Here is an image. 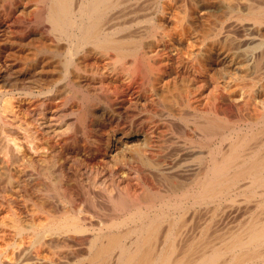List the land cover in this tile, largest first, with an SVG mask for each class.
Returning <instances> with one entry per match:
<instances>
[{"label": "bare ground", "instance_id": "obj_1", "mask_svg": "<svg viewBox=\"0 0 264 264\" xmlns=\"http://www.w3.org/2000/svg\"><path fill=\"white\" fill-rule=\"evenodd\" d=\"M0 264H264V0H0Z\"/></svg>", "mask_w": 264, "mask_h": 264}, {"label": "rangeland", "instance_id": "obj_2", "mask_svg": "<svg viewBox=\"0 0 264 264\" xmlns=\"http://www.w3.org/2000/svg\"><path fill=\"white\" fill-rule=\"evenodd\" d=\"M120 64H121V62H120L119 64L117 63L116 67L119 66ZM116 69H117V70H116L117 72H118V71H121V69H122V65H120V67H118V68H116ZM118 69H120V70H118ZM157 71H158V70H157ZM126 82H127V81H125V82H124V81H121V83H120V84L122 85L121 87H123V88L126 87V86H124V85H125L124 83H126ZM122 83H123V84H122ZM123 88H122V89H123ZM122 89H120V90H122ZM127 101H128V100H127ZM133 105H135V104H131L130 106H133Z\"/></svg>", "mask_w": 264, "mask_h": 264}]
</instances>
